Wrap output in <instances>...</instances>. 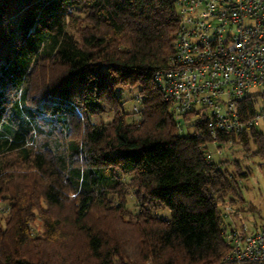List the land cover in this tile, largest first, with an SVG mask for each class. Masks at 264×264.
Wrapping results in <instances>:
<instances>
[{
    "label": "trees",
    "instance_id": "trees-1",
    "mask_svg": "<svg viewBox=\"0 0 264 264\" xmlns=\"http://www.w3.org/2000/svg\"><path fill=\"white\" fill-rule=\"evenodd\" d=\"M175 2L0 0V264L223 263L222 208L244 202L249 171L211 160L205 114L179 117L156 85ZM236 140L264 157L257 126L215 144Z\"/></svg>",
    "mask_w": 264,
    "mask_h": 264
},
{
    "label": "built area",
    "instance_id": "built-area-1",
    "mask_svg": "<svg viewBox=\"0 0 264 264\" xmlns=\"http://www.w3.org/2000/svg\"><path fill=\"white\" fill-rule=\"evenodd\" d=\"M175 5L179 28L171 66L154 74L175 113H204L212 143L218 132L239 135L264 124V0H176ZM175 124L183 129L193 119ZM225 241L222 264H264V226L230 228Z\"/></svg>",
    "mask_w": 264,
    "mask_h": 264
},
{
    "label": "rangeland",
    "instance_id": "rangeland-1",
    "mask_svg": "<svg viewBox=\"0 0 264 264\" xmlns=\"http://www.w3.org/2000/svg\"><path fill=\"white\" fill-rule=\"evenodd\" d=\"M136 94L135 89L132 91H122L124 98L122 108L125 111L124 116L127 122L135 119H137L136 122H138L139 120L138 113L136 112L139 108V104L135 100ZM134 112L136 113L134 114ZM111 117V114L103 113L101 115V120L108 122ZM190 118H185V120L188 121ZM94 121L97 123L99 118H94ZM257 130L264 133V124L258 125ZM220 146L221 148L217 146V144L209 142L211 151L213 152L216 150L215 154L210 157L211 160L218 162L226 158L230 160L235 159L239 163L242 170L249 171V176L241 180L239 183L242 187L244 202L240 203L238 201L240 198H235L237 201H234V206L224 205L222 208L224 214L223 221L226 228L225 232L227 233L230 228L242 229L243 224L246 225L248 230H252L257 226H264V157L253 154V150L256 147L252 142H250L247 149L238 140L234 143L221 144ZM226 167L229 170L232 169L231 165H226ZM70 196L72 197V195ZM226 199H229V197H226ZM241 205L242 208L240 207ZM126 206L129 211L132 213L135 212L136 208L133 196L127 195ZM226 208H228L229 211H226ZM157 213L158 215L165 217L169 214V210L167 208H163L159 209ZM34 226L37 228L38 222H35Z\"/></svg>",
    "mask_w": 264,
    "mask_h": 264
}]
</instances>
